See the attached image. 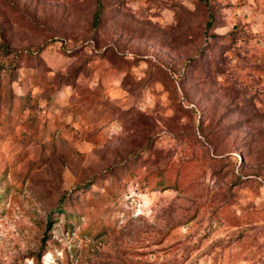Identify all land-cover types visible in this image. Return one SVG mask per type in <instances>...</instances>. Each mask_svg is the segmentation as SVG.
<instances>
[{"label":"rangeland","instance_id":"obj_1","mask_svg":"<svg viewBox=\"0 0 264 264\" xmlns=\"http://www.w3.org/2000/svg\"><path fill=\"white\" fill-rule=\"evenodd\" d=\"M0 264H264V0H0Z\"/></svg>","mask_w":264,"mask_h":264},{"label":"trees","instance_id":"obj_2","mask_svg":"<svg viewBox=\"0 0 264 264\" xmlns=\"http://www.w3.org/2000/svg\"><path fill=\"white\" fill-rule=\"evenodd\" d=\"M96 5H97V7L94 9L93 14H92V19L93 20H97V18H98V13H99V10H98V2H96ZM209 23H210L209 20H206L205 21V26H208Z\"/></svg>","mask_w":264,"mask_h":264}]
</instances>
